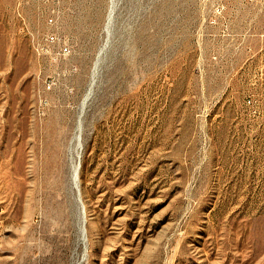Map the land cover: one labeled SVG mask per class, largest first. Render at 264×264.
I'll list each match as a JSON object with an SVG mask.
<instances>
[{
    "label": "rangeland",
    "instance_id": "obj_1",
    "mask_svg": "<svg viewBox=\"0 0 264 264\" xmlns=\"http://www.w3.org/2000/svg\"><path fill=\"white\" fill-rule=\"evenodd\" d=\"M0 264H264V0H0Z\"/></svg>",
    "mask_w": 264,
    "mask_h": 264
},
{
    "label": "built area",
    "instance_id": "obj_2",
    "mask_svg": "<svg viewBox=\"0 0 264 264\" xmlns=\"http://www.w3.org/2000/svg\"><path fill=\"white\" fill-rule=\"evenodd\" d=\"M56 14V10L52 8L47 12V22L50 24H53L55 22L54 15ZM52 44L53 47L51 48L53 52V57L55 59L60 58L62 56H65L69 52V44L66 41H56L52 39ZM40 44L38 43V48L41 47L39 46ZM37 47V46H36Z\"/></svg>",
    "mask_w": 264,
    "mask_h": 264
},
{
    "label": "bare ground",
    "instance_id": "obj_3",
    "mask_svg": "<svg viewBox=\"0 0 264 264\" xmlns=\"http://www.w3.org/2000/svg\"><path fill=\"white\" fill-rule=\"evenodd\" d=\"M77 140L79 141V135H77ZM78 141H77V143H78ZM77 146H79V144H77ZM77 164L74 166V170H73V176H74V179L76 180V178H77ZM84 215V214H83ZM83 218H84V216H83ZM83 220H85V219H83ZM83 225V224H82ZM85 228V227H84ZM84 228H81V230L83 229L84 230ZM85 231V230H84ZM83 231V232H84ZM85 235V234H84Z\"/></svg>",
    "mask_w": 264,
    "mask_h": 264
}]
</instances>
